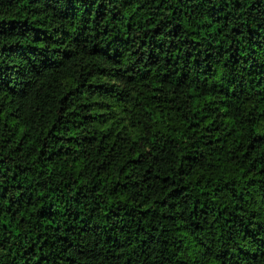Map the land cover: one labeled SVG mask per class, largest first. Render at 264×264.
Segmentation results:
<instances>
[{
    "label": "trees",
    "instance_id": "obj_1",
    "mask_svg": "<svg viewBox=\"0 0 264 264\" xmlns=\"http://www.w3.org/2000/svg\"><path fill=\"white\" fill-rule=\"evenodd\" d=\"M0 264H264V0H0Z\"/></svg>",
    "mask_w": 264,
    "mask_h": 264
}]
</instances>
